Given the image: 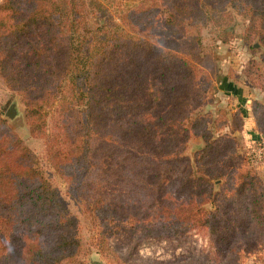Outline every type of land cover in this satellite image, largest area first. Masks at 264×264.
<instances>
[{"label":"trees","instance_id":"obj_1","mask_svg":"<svg viewBox=\"0 0 264 264\" xmlns=\"http://www.w3.org/2000/svg\"><path fill=\"white\" fill-rule=\"evenodd\" d=\"M117 1V20H92L85 0H3L0 74L24 93L32 124L54 114L50 128L43 122L48 160L96 221L93 244L111 264H129L108 247L113 235L135 250L195 229L213 238L218 264H242L264 246V180L248 150L220 132L226 120L204 109L214 88L199 41L147 38L159 15L175 30L207 9L201 0ZM222 4L247 19L243 39L259 40L264 61V0ZM250 108L264 133V105ZM193 136L206 142L194 165L182 155ZM65 199L0 116V264L75 263L83 239Z\"/></svg>","mask_w":264,"mask_h":264},{"label":"rangeland","instance_id":"obj_2","mask_svg":"<svg viewBox=\"0 0 264 264\" xmlns=\"http://www.w3.org/2000/svg\"><path fill=\"white\" fill-rule=\"evenodd\" d=\"M201 1L207 10L195 12L186 18L183 29L174 30L164 26L163 17L159 15V24L148 31L147 38L183 46L188 45L192 39L199 41L203 51V62L200 65L210 75L214 88L213 101L204 109L211 114L212 119L223 117L222 120H226V125L220 132L235 137L237 145L248 150L256 170L264 180V133L259 132L255 126L250 108L253 101L264 105L263 47L258 39L250 45L243 39V31L247 25L245 17L223 5L222 0ZM2 2L0 0V4ZM116 2L118 1L85 0L88 18L94 20L97 14L106 13L117 20L119 7ZM129 2L131 0L123 1ZM162 3L163 0H159L161 8ZM12 105L14 114L10 118L5 114ZM28 108L24 93L11 90L0 74L1 119L5 121L7 129L39 158L52 185L65 196L69 209L79 217L78 232L83 239V251L77 261L71 264H111L106 253L93 244L96 221L85 210L82 200L68 196V182L53 169L48 160L47 137L44 136L46 127L44 125V129L43 122L50 128L54 114L44 111L43 116L32 124ZM235 115L241 119L239 127L232 126ZM211 130L216 131L213 127ZM205 146L206 142L201 136H193L186 142L182 155L188 157L194 165L195 154ZM218 183L215 182L216 185ZM106 243L111 252L119 256L120 261H128L129 264H218L222 261L215 255L214 240L205 229H195L174 238L144 239L135 250L134 240L124 234L113 235L107 238ZM242 264H264V246L247 255Z\"/></svg>","mask_w":264,"mask_h":264},{"label":"water","instance_id":"obj_3","mask_svg":"<svg viewBox=\"0 0 264 264\" xmlns=\"http://www.w3.org/2000/svg\"><path fill=\"white\" fill-rule=\"evenodd\" d=\"M13 114H14V110H13V105L10 107V109L6 112V116L7 117H13ZM218 183V181H216V184Z\"/></svg>","mask_w":264,"mask_h":264}]
</instances>
